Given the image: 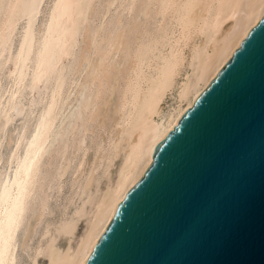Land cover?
<instances>
[{
  "label": "bare ground",
  "instance_id": "bare-ground-1",
  "mask_svg": "<svg viewBox=\"0 0 264 264\" xmlns=\"http://www.w3.org/2000/svg\"><path fill=\"white\" fill-rule=\"evenodd\" d=\"M46 1L0 17L3 264H87L156 145L264 16V0Z\"/></svg>",
  "mask_w": 264,
  "mask_h": 264
},
{
  "label": "water",
  "instance_id": "water-1",
  "mask_svg": "<svg viewBox=\"0 0 264 264\" xmlns=\"http://www.w3.org/2000/svg\"><path fill=\"white\" fill-rule=\"evenodd\" d=\"M87 264H264V16L156 145Z\"/></svg>",
  "mask_w": 264,
  "mask_h": 264
},
{
  "label": "snow or ice",
  "instance_id": "snow-or-ice-1",
  "mask_svg": "<svg viewBox=\"0 0 264 264\" xmlns=\"http://www.w3.org/2000/svg\"><path fill=\"white\" fill-rule=\"evenodd\" d=\"M35 4H21L19 0H9L5 3V0H0V17L5 20V26L10 27L15 17L20 14L21 10H27L28 8H35ZM234 8L243 7L242 4L232 5ZM24 190V185H21V191ZM17 204H19V197L17 198ZM7 227L5 228V222L0 221V264H3V255L6 248H9L7 242L3 239L5 230L9 239L11 238L12 230L15 224V214L14 212L6 213Z\"/></svg>",
  "mask_w": 264,
  "mask_h": 264
},
{
  "label": "rangeland",
  "instance_id": "rangeland-1",
  "mask_svg": "<svg viewBox=\"0 0 264 264\" xmlns=\"http://www.w3.org/2000/svg\"><path fill=\"white\" fill-rule=\"evenodd\" d=\"M46 1V0H45ZM104 0H99L98 1V3L100 4V2L102 3ZM47 2V1H46ZM44 4L46 5V3L44 2ZM43 4V6L45 7V5ZM42 6V7H43ZM43 7V8H44ZM41 15L42 14H40V15H38V16H36L35 18H34V20H35V22L36 23H38L39 21L38 20H40L41 19ZM39 17H40V19H39ZM89 23V21H85V23H84V25L86 24H88ZM80 26H82V25H80ZM81 38H82V35H80L79 36V38H78V41H77V43L78 44H81ZM80 39V40H79ZM81 47V45H76V47H75V49H74V52L72 53V56H69V58H68V61H70L73 57H75L76 55H77V53L79 52V49H80V47ZM78 50V51H77ZM168 98H169V100H168ZM164 102H163V104H164V106H166L169 102H170V100H171V98L170 97H168ZM115 99H116V96H115V98H114V101H115ZM91 155H92V153L90 152V154H88V158H90L91 157ZM89 206H87V208H88ZM85 218H86V216L85 217H83L80 221H79V223H78V227H77V231H76V235H75V238L77 239V237H79L80 236V232H82V228H84L83 226L85 225ZM35 219V217L33 218V220ZM75 238H74V240H75ZM66 241H68V236H66V235H62V236H60V238H59V243H58V245H60V246H64L67 242ZM40 264H46V258H41L40 259Z\"/></svg>",
  "mask_w": 264,
  "mask_h": 264
}]
</instances>
